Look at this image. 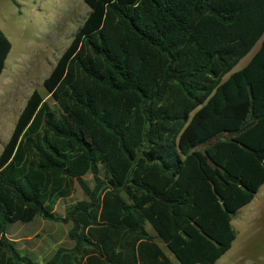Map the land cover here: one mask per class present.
<instances>
[{
    "label": "trees",
    "instance_id": "trees-1",
    "mask_svg": "<svg viewBox=\"0 0 264 264\" xmlns=\"http://www.w3.org/2000/svg\"><path fill=\"white\" fill-rule=\"evenodd\" d=\"M82 2L42 80L56 107L33 91L0 152V264H35L8 237L35 217L70 223L75 255L46 264H171L156 239L214 264L264 184V0ZM9 50L0 33V73Z\"/></svg>",
    "mask_w": 264,
    "mask_h": 264
},
{
    "label": "rangeland",
    "instance_id": "rangeland-1",
    "mask_svg": "<svg viewBox=\"0 0 264 264\" xmlns=\"http://www.w3.org/2000/svg\"><path fill=\"white\" fill-rule=\"evenodd\" d=\"M87 12L82 0H0V33L10 43L0 73V152L33 91L51 109L56 107L45 93L42 80L70 43ZM258 45L234 69L239 68ZM83 179L92 187L89 175ZM82 200L86 197L78 184L72 181L69 195L56 199L52 210L62 219L68 207ZM230 224L234 239L214 264H264V185L250 203L235 213ZM69 228V222L35 217L27 224L11 225L9 238L17 241V247L29 254L35 264H46L57 251L64 259L75 255L73 242L67 237ZM144 228L152 232L148 225ZM156 242L170 263L178 264L158 239Z\"/></svg>",
    "mask_w": 264,
    "mask_h": 264
},
{
    "label": "crops",
    "instance_id": "crops-1",
    "mask_svg": "<svg viewBox=\"0 0 264 264\" xmlns=\"http://www.w3.org/2000/svg\"><path fill=\"white\" fill-rule=\"evenodd\" d=\"M253 54V53H252ZM251 54V55H252ZM251 55L245 60V61H243V63L240 65V67L239 68H236V69H234L236 66H238V64L242 61V60H244V58L246 57V55L237 63V65L233 68V71H235V70H238V69H240V68H242L247 62H248V60L250 59V57H251ZM264 184H262L260 187H259V189L263 186ZM258 189V190H259ZM258 192V191H257ZM145 231L147 232V234H149V235H153V232H151V231H149V230H147V229H145ZM9 237V236H8ZM15 243H17V241H15V240H13ZM155 243L160 247V245L156 242V240H155ZM163 246V245H162ZM18 249L21 251V249L18 247ZM160 249H161V247H160ZM162 250V249H161ZM163 252V251H162ZM164 254V253H163ZM165 255V254H164ZM81 263H84V259H83V261H81Z\"/></svg>",
    "mask_w": 264,
    "mask_h": 264
}]
</instances>
